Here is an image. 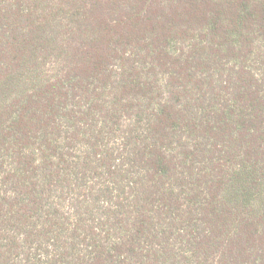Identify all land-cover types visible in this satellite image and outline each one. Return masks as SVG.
Returning <instances> with one entry per match:
<instances>
[{"label": "trees", "instance_id": "trees-1", "mask_svg": "<svg viewBox=\"0 0 264 264\" xmlns=\"http://www.w3.org/2000/svg\"><path fill=\"white\" fill-rule=\"evenodd\" d=\"M0 264H264V0H0Z\"/></svg>", "mask_w": 264, "mask_h": 264}]
</instances>
